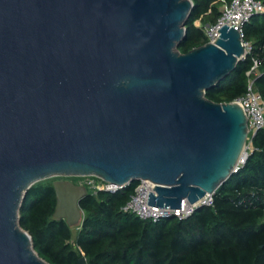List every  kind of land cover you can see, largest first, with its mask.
I'll use <instances>...</instances> for the list:
<instances>
[{
  "label": "water",
  "instance_id": "water-1",
  "mask_svg": "<svg viewBox=\"0 0 264 264\" xmlns=\"http://www.w3.org/2000/svg\"><path fill=\"white\" fill-rule=\"evenodd\" d=\"M192 0H0V264H49L20 227L29 190L54 178V219L81 225L95 176L156 185L148 205L179 210L233 176L247 117L205 94L245 49L228 26L182 54ZM79 264H87L85 258Z\"/></svg>",
  "mask_w": 264,
  "mask_h": 264
},
{
  "label": "trees",
  "instance_id": "trees-1",
  "mask_svg": "<svg viewBox=\"0 0 264 264\" xmlns=\"http://www.w3.org/2000/svg\"><path fill=\"white\" fill-rule=\"evenodd\" d=\"M194 10L186 25L182 54L209 44L203 29L214 26L231 0H192ZM264 3V0H258ZM244 41L253 46L263 66L256 88L264 97V16H255L244 28ZM252 58L205 97L230 104L247 93ZM247 165L222 185L214 207L198 210L186 220L171 218L154 223L125 213L139 181L116 194L87 191L80 207L83 223L75 228L54 219L57 196L54 182L34 185L20 211V227L28 232L36 253L49 264H264V131L253 140ZM78 184L77 178H72Z\"/></svg>",
  "mask_w": 264,
  "mask_h": 264
},
{
  "label": "built area",
  "instance_id": "built-area-1",
  "mask_svg": "<svg viewBox=\"0 0 264 264\" xmlns=\"http://www.w3.org/2000/svg\"><path fill=\"white\" fill-rule=\"evenodd\" d=\"M264 16V3L258 0H231L226 3L222 16L214 26H202L200 22L196 23L198 28L203 29L209 44H215L220 37V30L224 26L236 29L241 36L242 45L245 49V55L242 61L246 60L248 56L252 58V67L247 72L248 78L247 93L242 98L233 103L239 105L247 117L248 138L247 147L236 165L233 175L238 174L247 165L250 156L253 153V140L260 131H264V97L256 88V80L261 77V68L263 62L258 55H254L253 46L244 41V28L253 17ZM78 185L84 187L86 191L96 195L99 192H108L116 194L123 191L126 187L109 184L95 176L75 177ZM156 185L150 181H140V184L135 189L134 195L130 201L123 208V211L128 214L135 215L143 221H152L158 223L160 221L178 218L179 220H186L193 216L198 210L205 207H214L215 196L207 195L198 203L191 205L188 202H183L181 209H158L148 205L149 194H155Z\"/></svg>",
  "mask_w": 264,
  "mask_h": 264
},
{
  "label": "flooded vegetation",
  "instance_id": "flooded-vegetation-1",
  "mask_svg": "<svg viewBox=\"0 0 264 264\" xmlns=\"http://www.w3.org/2000/svg\"><path fill=\"white\" fill-rule=\"evenodd\" d=\"M62 180H68V181H71V182H75L72 178H68V179H62ZM76 184V183H75Z\"/></svg>",
  "mask_w": 264,
  "mask_h": 264
},
{
  "label": "rangeland",
  "instance_id": "rangeland-1",
  "mask_svg": "<svg viewBox=\"0 0 264 264\" xmlns=\"http://www.w3.org/2000/svg\"><path fill=\"white\" fill-rule=\"evenodd\" d=\"M54 179H55V178H54ZM50 181H53V179H50ZM45 182H47V181H45ZM83 221H84V216H83V219H82L81 224L83 223ZM263 222H264V220H263Z\"/></svg>",
  "mask_w": 264,
  "mask_h": 264
},
{
  "label": "crops",
  "instance_id": "crops-1",
  "mask_svg": "<svg viewBox=\"0 0 264 264\" xmlns=\"http://www.w3.org/2000/svg\"><path fill=\"white\" fill-rule=\"evenodd\" d=\"M201 23V22H200Z\"/></svg>",
  "mask_w": 264,
  "mask_h": 264
}]
</instances>
